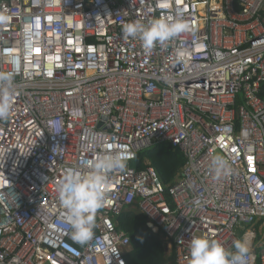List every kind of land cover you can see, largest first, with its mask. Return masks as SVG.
<instances>
[{"label":"built area","instance_id":"obj_1","mask_svg":"<svg viewBox=\"0 0 264 264\" xmlns=\"http://www.w3.org/2000/svg\"><path fill=\"white\" fill-rule=\"evenodd\" d=\"M0 72L15 70L0 121V264H127L115 217L136 206L176 264L194 236L264 264V0H0ZM190 25L146 52L127 22ZM168 142L186 163L165 188L138 152ZM124 150L107 173L93 237L74 242L58 198L68 168ZM221 157L227 175L215 176Z\"/></svg>","mask_w":264,"mask_h":264},{"label":"clouds","instance_id":"obj_2","mask_svg":"<svg viewBox=\"0 0 264 264\" xmlns=\"http://www.w3.org/2000/svg\"><path fill=\"white\" fill-rule=\"evenodd\" d=\"M11 17L0 11V26H6ZM190 25L181 16L173 19L155 18L147 24L137 21L127 22L122 32L125 38H139L141 46L150 52L157 43H164ZM15 70L0 72V121L7 120L12 112V101L16 95ZM87 171L73 168L65 170L58 186V198L71 219V238L81 245L92 239L95 214L105 202L104 187L108 183L107 173L123 171L126 168L124 150L108 153L95 162L86 161ZM229 166L221 157L213 160L216 177L227 175ZM235 251L226 250L218 241L205 236H194L189 244V264H247L248 245L242 240L233 241Z\"/></svg>","mask_w":264,"mask_h":264},{"label":"trees","instance_id":"obj_3","mask_svg":"<svg viewBox=\"0 0 264 264\" xmlns=\"http://www.w3.org/2000/svg\"><path fill=\"white\" fill-rule=\"evenodd\" d=\"M147 162L157 172L165 188L181 175L186 160L168 142H159L137 154L134 167L141 170ZM117 229L129 237L130 250L124 255L127 264H176L174 253L168 252L160 233L147 226V218L134 205L115 217Z\"/></svg>","mask_w":264,"mask_h":264}]
</instances>
